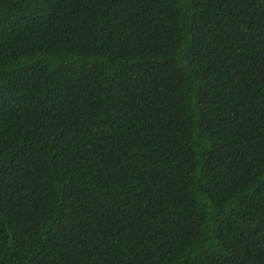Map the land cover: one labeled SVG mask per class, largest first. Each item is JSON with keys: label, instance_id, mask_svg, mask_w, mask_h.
Returning <instances> with one entry per match:
<instances>
[{"label": "trees", "instance_id": "16d2710c", "mask_svg": "<svg viewBox=\"0 0 264 264\" xmlns=\"http://www.w3.org/2000/svg\"><path fill=\"white\" fill-rule=\"evenodd\" d=\"M0 264H264V0H0Z\"/></svg>", "mask_w": 264, "mask_h": 264}]
</instances>
